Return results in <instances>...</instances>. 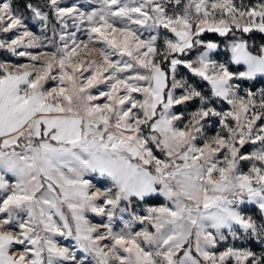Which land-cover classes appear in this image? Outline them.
I'll return each mask as SVG.
<instances>
[{
    "label": "snow or ice",
    "instance_id": "6c2138e0",
    "mask_svg": "<svg viewBox=\"0 0 264 264\" xmlns=\"http://www.w3.org/2000/svg\"><path fill=\"white\" fill-rule=\"evenodd\" d=\"M0 264H264V0H0Z\"/></svg>",
    "mask_w": 264,
    "mask_h": 264
},
{
    "label": "rangeland",
    "instance_id": "374dc122",
    "mask_svg": "<svg viewBox=\"0 0 264 264\" xmlns=\"http://www.w3.org/2000/svg\"><path fill=\"white\" fill-rule=\"evenodd\" d=\"M159 154V153H158ZM158 202H163L162 201V198L160 199V201H158ZM253 211H255L254 209H253ZM88 218L92 221V222H94V223H96V222H99V218L98 217H96V216H94V214H91V213H88ZM58 219V218H57ZM140 226L139 225H137V228H139ZM118 228H119V226L117 227V230H118ZM58 240L60 239V238H57ZM61 243H64V244H67L68 242L67 241H61ZM253 250L254 251H259V246H254L253 247Z\"/></svg>",
    "mask_w": 264,
    "mask_h": 264
},
{
    "label": "trees",
    "instance_id": "16d2710c",
    "mask_svg": "<svg viewBox=\"0 0 264 264\" xmlns=\"http://www.w3.org/2000/svg\"><path fill=\"white\" fill-rule=\"evenodd\" d=\"M257 39H258V41H259V37H258Z\"/></svg>",
    "mask_w": 264,
    "mask_h": 264
}]
</instances>
